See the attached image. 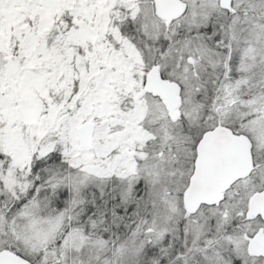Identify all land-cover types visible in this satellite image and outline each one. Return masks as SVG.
I'll use <instances>...</instances> for the list:
<instances>
[{"label": "snow or ice", "instance_id": "6c2138e0", "mask_svg": "<svg viewBox=\"0 0 264 264\" xmlns=\"http://www.w3.org/2000/svg\"><path fill=\"white\" fill-rule=\"evenodd\" d=\"M0 264H264V0H0Z\"/></svg>", "mask_w": 264, "mask_h": 264}]
</instances>
